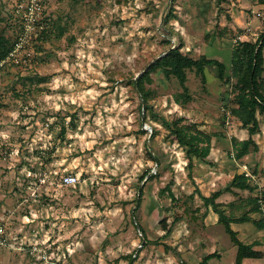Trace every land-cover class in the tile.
Returning <instances> with one entry per match:
<instances>
[{
    "label": "rangeland",
    "instance_id": "1",
    "mask_svg": "<svg viewBox=\"0 0 264 264\" xmlns=\"http://www.w3.org/2000/svg\"><path fill=\"white\" fill-rule=\"evenodd\" d=\"M16 2L0 0V38L10 49L23 29ZM42 8L43 27L20 55L25 62L0 67V226L14 245H0V264H236L238 246L217 209L247 212L251 220L232 227L264 253V229L253 221L263 217L253 207L264 194V114L258 149L238 159L235 140L243 145L249 133L229 110L232 50L264 33V4L44 0ZM176 46L224 62L226 76L213 66L206 80L188 70L193 99L178 104V79L152 72L146 109L135 79ZM152 113L184 116L214 134L207 159L190 166ZM244 166L257 170L254 191L231 187ZM66 174L78 182L61 185Z\"/></svg>",
    "mask_w": 264,
    "mask_h": 264
},
{
    "label": "trees",
    "instance_id": "2",
    "mask_svg": "<svg viewBox=\"0 0 264 264\" xmlns=\"http://www.w3.org/2000/svg\"><path fill=\"white\" fill-rule=\"evenodd\" d=\"M264 4V0H259ZM169 15H173L172 11ZM0 43L3 47L0 50V60L4 59L9 53L10 47L7 46L5 38H0ZM207 66L216 67L219 71V77L224 79L226 76V64L220 60L201 56L195 58L188 53L182 51L181 46L170 47L165 54L156 58L147 69L135 79V84L140 92L143 103L146 109H151L149 104L151 98V91L146 87V80L150 79L152 72L162 71L166 77H176L183 88L182 92L175 94V101L178 104H184L192 100L188 81V70L196 69L199 74L205 77V68ZM231 77L235 79V83L231 89V107L229 110L233 116L238 118L241 122L242 128L248 130L249 137L245 144L236 143L235 157L240 159L250 151V146L253 145L255 150L258 149L254 136L260 131V121L258 113L264 114V33H262L256 41H241L232 50V74ZM154 119L161 121V124L166 128L169 139L177 141L184 147L186 156L189 160L190 166L193 165L194 159L205 161L212 150V140L215 136L212 133L206 132L199 128L198 123L189 122L184 116L175 117L172 119L166 116H158L152 113ZM65 133V128H63ZM154 137V134H153ZM152 159L159 163V158L152 152H149ZM254 174L256 169L252 171ZM145 176L142 177L144 179ZM156 174H151L147 179H153ZM245 171L237 172L232 181L231 187L240 189H249L254 191L256 184L251 182ZM166 189V188H165ZM165 189L162 191L164 192ZM169 189V187H168ZM143 189L137 197V207L134 210V216L140 208V202ZM173 195V193H171ZM221 195V191H215L210 197H206V202L214 201L215 198ZM255 206L253 210L263 214L261 220H253L259 229H264V194L254 198ZM220 211L221 220L226 227L227 233L230 234L232 241L238 246L236 264H244L245 258H262L264 253L261 250L254 248L255 243H246L239 237V233L232 227L233 222H245L251 220L247 212L241 216L227 215L223 210ZM136 218V217H135ZM142 229V228H141ZM169 228L167 232H169ZM212 254L205 256L204 261H207Z\"/></svg>",
    "mask_w": 264,
    "mask_h": 264
},
{
    "label": "built area",
    "instance_id": "3",
    "mask_svg": "<svg viewBox=\"0 0 264 264\" xmlns=\"http://www.w3.org/2000/svg\"><path fill=\"white\" fill-rule=\"evenodd\" d=\"M43 1L44 0H17L15 12L21 19L23 29L7 56L4 59L0 60V67L5 66L9 62H25V60L20 55L23 51L26 50L34 36L37 35V29H41L43 27ZM244 169L246 175L250 179L255 178L254 173L249 171L246 166H244ZM78 180V176L73 174H66L65 176H63L60 184L63 186H72L75 185ZM39 181L41 185L45 184L47 182L46 175H40ZM34 194H36V191L34 192ZM0 245H8L9 247H14V245L10 243V238L6 235V231L1 226ZM31 251L34 254H38L39 256H42V254L45 253V251H43L42 248L38 246V244H34L31 248ZM44 258L46 259L45 255Z\"/></svg>",
    "mask_w": 264,
    "mask_h": 264
},
{
    "label": "crops",
    "instance_id": "4",
    "mask_svg": "<svg viewBox=\"0 0 264 264\" xmlns=\"http://www.w3.org/2000/svg\"><path fill=\"white\" fill-rule=\"evenodd\" d=\"M254 139H255V137H254ZM256 141V140H255ZM256 143L258 144V142L256 141ZM256 249V248H255ZM264 257H262V258H245L244 260H243V263L244 264H257L258 262L257 261H261L262 259H263Z\"/></svg>",
    "mask_w": 264,
    "mask_h": 264
},
{
    "label": "water",
    "instance_id": "5",
    "mask_svg": "<svg viewBox=\"0 0 264 264\" xmlns=\"http://www.w3.org/2000/svg\"><path fill=\"white\" fill-rule=\"evenodd\" d=\"M144 129H147V130H150L151 131V133H152V128L151 127H144ZM146 241V239L144 238V242Z\"/></svg>",
    "mask_w": 264,
    "mask_h": 264
}]
</instances>
